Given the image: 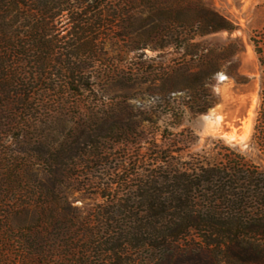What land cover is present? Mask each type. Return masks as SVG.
Here are the masks:
<instances>
[{
	"label": "trees",
	"instance_id": "16d2710c",
	"mask_svg": "<svg viewBox=\"0 0 264 264\" xmlns=\"http://www.w3.org/2000/svg\"><path fill=\"white\" fill-rule=\"evenodd\" d=\"M183 2L0 0V264H264V169L245 155L141 172L154 162L123 152L112 181L99 183L78 167L106 157L123 122L95 117L55 142L64 114L114 74L108 47L147 45L127 31L136 18L145 14L152 47L177 25L236 27L200 0ZM251 40L262 71L254 135L263 138L264 23ZM75 192L93 202L74 204Z\"/></svg>",
	"mask_w": 264,
	"mask_h": 264
},
{
	"label": "rangeland",
	"instance_id": "374dc122",
	"mask_svg": "<svg viewBox=\"0 0 264 264\" xmlns=\"http://www.w3.org/2000/svg\"><path fill=\"white\" fill-rule=\"evenodd\" d=\"M200 1L236 27L200 34L194 27L177 25L173 37L178 34L179 40L167 35L157 41L164 45L152 47L155 39L142 32L147 22L143 14L127 31L147 45L130 49L131 41L120 39L108 47L107 55L116 66L114 74L102 80L94 93L85 92L77 107L64 114L65 130L55 142L66 138L79 122L89 124L108 114L109 122H123L127 128L121 142L115 141L104 152L106 157L81 161L78 170L88 172L95 182H111L115 162L125 152L154 162L144 163L141 172L151 166L189 169L211 164L229 150L264 169V137L254 135L262 71L251 40L254 30L264 23V0ZM116 32L124 31L120 27ZM66 98L72 97L66 93ZM122 140L128 141L125 151ZM127 168L133 170L131 164ZM72 200L78 206L93 202L80 192Z\"/></svg>",
	"mask_w": 264,
	"mask_h": 264
},
{
	"label": "bare ground",
	"instance_id": "6f19581e",
	"mask_svg": "<svg viewBox=\"0 0 264 264\" xmlns=\"http://www.w3.org/2000/svg\"><path fill=\"white\" fill-rule=\"evenodd\" d=\"M207 117V116H206ZM208 118V117H207ZM207 118H205V119H207Z\"/></svg>",
	"mask_w": 264,
	"mask_h": 264
}]
</instances>
